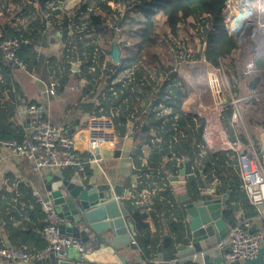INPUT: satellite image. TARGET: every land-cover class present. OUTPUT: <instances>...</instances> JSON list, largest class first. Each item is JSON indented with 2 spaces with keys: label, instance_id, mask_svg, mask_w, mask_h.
I'll use <instances>...</instances> for the list:
<instances>
[{
  "label": "crops",
  "instance_id": "0c3cea01",
  "mask_svg": "<svg viewBox=\"0 0 264 264\" xmlns=\"http://www.w3.org/2000/svg\"><path fill=\"white\" fill-rule=\"evenodd\" d=\"M52 37L54 39V36ZM51 42H53V40ZM49 46L56 51L59 48V45H54L53 43ZM36 48L38 53L44 56V51L48 49V46L39 44ZM234 52L236 51H233L232 57L223 62L224 64L226 63V67L229 66L228 69H225V74L230 76V80L228 78V83L225 81L226 84H221V90L225 98H227L229 95L228 93L231 91L236 95V98H243V100L238 102L237 110L233 103L226 104V106L229 105L231 107L233 114L227 124H225L223 112L226 109L224 107L223 111H217L218 105L214 100L215 95L210 88L211 97L216 107L205 105L204 98H202L201 105L198 109L199 112L197 113L206 119V126L204 129L206 134L205 141L206 147L211 149V151H235L231 149V146L235 142L240 143L243 148H250L252 144L257 147L259 145V130H264V89L259 84L255 90L256 95L252 93V89L249 90L246 81L243 79V70L240 69V65L238 66L239 63L235 64L236 58ZM203 56V53L199 55L200 60L205 61L204 58L206 57ZM240 56L241 59L244 57L243 52L240 53ZM206 61L208 65L216 67L211 64L207 58ZM228 61H230L229 65H227ZM29 69L27 71H20L15 67L12 69L14 80L21 85L24 95L16 96L15 100L11 99L10 104L12 105V112L10 118H12L14 123L27 128L28 133H30L28 128L30 115L24 111L27 105L26 103H28L29 100L32 101L31 104L41 106L43 110L42 118L51 122L62 123L63 120L67 122V128L71 134H76L85 130L92 117L101 115L110 117L116 124V131L117 134H119L116 148L102 149L101 155H99L102 160L99 162L87 163L85 173H79L76 170L68 169L66 174H63L61 177L71 180L75 175L79 174L83 180L87 179L99 183L109 182L112 190L120 191V200L129 212L125 224L132 233L131 244L123 245L118 248L120 254L124 255L128 264H134L145 258L144 254L137 246V240L140 234L136 228L133 211H138L139 214H144L146 216L145 220L153 234V242L156 246L152 258L153 264H159L158 250L161 241L164 240L165 244L168 238H179L184 234L186 227V209L181 202L177 201L176 196L179 192L177 193L171 185L170 177L176 176L184 165H186L187 170V163L184 161V158H180L171 150L168 151L169 153H163V151H161L165 149L163 141L168 140L166 136L169 137V142L171 138L176 139V135L170 133V127L167 129L164 128L165 122L169 121V113L172 107L169 106V103L157 101L159 98L157 95L159 90L158 87L148 91L149 97L143 96L142 94L137 97L135 95V89H132L128 91L129 93L117 104L107 95L106 90L108 89V83L106 84L103 82L99 84L96 83L98 84L96 89L100 85H102L104 89L100 94H94V92H92L94 94L92 99L89 98L92 93L86 94L84 90L79 89L76 85H69L64 88L62 92L57 90L55 94H51L46 90L51 87L53 81L57 83L56 87H58V82L53 79V75L50 76V81L48 82L45 79L38 78L36 74H34V71L32 72ZM19 73H24L26 77L18 79L16 75ZM196 74L200 80L198 69H196ZM202 76L206 77L204 75ZM126 80V74H121L118 77V81L126 82ZM192 81L191 79V87ZM182 82L185 83L183 79ZM186 87L187 89L189 88L187 85ZM245 88L247 90L246 93L243 91ZM124 89L125 88H120L119 91H115L114 97L119 99L121 95L125 94ZM189 95L190 97L192 96L190 92ZM190 97H188L182 105L183 110L187 113H190L188 110V104L191 103L189 100ZM85 102H87V106ZM192 103L190 105H193ZM235 112H237V116H235ZM117 151L119 155L116 153ZM201 151L202 154L206 153L202 146ZM231 159L234 161L232 167L236 169L241 193L244 195L242 201L235 200L233 203L235 206V218H237V222H239L242 218L253 217L256 214L253 216L249 214L248 205L250 206V204L247 205L249 200L242 187L238 152L235 151ZM227 166L231 165L227 164ZM178 167L179 170L176 172L175 170ZM84 174L87 175V178ZM48 175V172L43 175L35 173L32 169V163L29 160L11 157L0 147V204L4 205L9 212L10 219H8V222L11 221L13 223L10 234L4 235L7 240L4 246L11 245L13 247L26 249L28 252L44 250L46 245V238L42 230L44 218L42 220L34 218V216L28 213L29 210L35 208V211L38 209L44 214V211H42L40 205L37 203L34 192L47 194L50 193L48 192V185L55 187L57 182L54 180L48 181ZM190 176L191 174H189L187 170L185 176L186 188L183 191L189 192L187 186ZM206 179L207 175H203L204 184H202V182L199 187H208L214 190L218 189L220 180L215 179L213 182L207 183ZM233 184V181L230 182L229 188L233 186ZM224 207H227L226 204ZM253 209L252 207V210ZM226 223L228 224L227 221ZM230 227L229 225V228ZM10 235L11 239H9ZM85 248L86 255L84 258L100 263H119V259L114 255L111 248L104 246L100 251L95 250L94 248H96V245L94 240L85 243ZM76 251L77 252L70 250L68 255L78 254L79 251ZM36 261L38 260H34L29 264H33ZM50 262L51 261L48 260L47 262H43V264H50ZM0 264L24 263L18 260L7 261L0 259ZM36 264L41 263L36 262Z\"/></svg>",
  "mask_w": 264,
  "mask_h": 264
},
{
  "label": "trees",
  "instance_id": "16d2710c",
  "mask_svg": "<svg viewBox=\"0 0 264 264\" xmlns=\"http://www.w3.org/2000/svg\"><path fill=\"white\" fill-rule=\"evenodd\" d=\"M51 1L53 0H38V18L30 23L27 29L17 30L12 25L7 26L8 35L24 31L30 38L31 44L18 52L21 58L29 63V70L48 82L53 75V79L58 82L56 91L59 92L69 85H76L86 94H100L104 87L100 85L96 89V86L100 82L108 83L107 95L115 104L132 89H135L137 97L141 94L149 97L148 91L158 87L157 101H164L172 107L169 121L165 122L164 128L170 127V133L176 135V139L171 138L170 142L166 136L168 140L163 141L166 150L161 151L167 153L171 150L182 159L189 158L187 170L191 176L187 187L191 194L198 191L202 182L204 184L203 175H207V183L215 179L220 180L217 192L222 194L229 190L230 182H234L224 210V219L230 226H234L238 219L235 218L233 203L235 200L244 199L236 169L232 167L234 161L231 156L235 151H211L206 147V119L183 110L182 105L190 95L177 73L178 62L181 61L178 54L180 47L182 48L181 44H177L178 41L184 35L189 37L191 43L195 41L194 35L180 24L187 22L192 16L195 17V22L189 24V27L201 28L204 33L200 42L201 47L205 45L202 52L207 60L219 67L220 61L232 57L236 41L226 24L225 9L229 0H114L124 4L127 9L133 7V10H130L132 14L138 12L142 15V18L130 24L126 31L124 22L110 19V14L114 12L109 3L111 0H80L72 15L62 8L53 9L54 7L49 5ZM45 13L49 14V17H46ZM60 15L61 21L57 19ZM48 19L50 24L46 25L44 22ZM69 22L74 25L72 35L68 29ZM119 26L121 27L118 28ZM121 34H125L123 40ZM51 43L59 45V56L46 57L38 53L36 46H49ZM115 43L120 47V62L117 65L110 60ZM200 54L201 52L197 54L198 58ZM71 59L75 64L71 63ZM76 64L80 66L75 68ZM13 67L14 65L4 60L0 54V140L22 141L28 134L27 128L14 123L10 118L11 99L15 100L16 96L24 95L21 85L14 80ZM121 74H126V82L118 81ZM120 88H125V94L117 99L114 93ZM94 94H90L89 98L92 99ZM31 103L29 100L26 104ZM85 103L87 106V102ZM225 109L223 119L227 124L233 113L229 105L225 106ZM62 123L67 126L64 120ZM201 146L206 151L204 155ZM178 170L179 167L175 171ZM66 171L68 170H65L64 174ZM248 208L251 216L257 213L251 206L248 205ZM8 213L6 207L0 204V247L6 245L4 235H9L13 227V223L8 222ZM28 214L41 220L45 218V214L38 209L35 211V208L29 210ZM133 214L140 234L137 240L138 249L145 258L152 260L156 246L145 220L146 216L138 211H133ZM172 239L168 238L165 246L168 247Z\"/></svg>",
  "mask_w": 264,
  "mask_h": 264
},
{
  "label": "built area",
  "instance_id": "2783aa9c",
  "mask_svg": "<svg viewBox=\"0 0 264 264\" xmlns=\"http://www.w3.org/2000/svg\"><path fill=\"white\" fill-rule=\"evenodd\" d=\"M37 3L38 0H25L27 5ZM247 0V4L239 23L233 29L236 38L243 39L245 36L246 43H243L248 51L244 53L241 59L243 64L244 74L250 79L256 77L260 78L259 84L264 89V65L257 68L253 61V55L263 57L264 60V25L258 27L259 21L264 20V8L262 9L260 3L256 0ZM7 4V5H6ZM232 4V6H231ZM264 4V3H263ZM8 12L11 8L18 9L15 16H11L4 20V24L0 22V54L4 60L11 62L15 68L20 71H27L29 63L26 62L19 55V51L26 45L31 44L30 38L25 32H20L14 35H8V25L12 27L27 29L28 26L24 24L14 23L13 20H18L20 9L17 6H11L10 1L7 3L0 0V18H5V6ZM37 7V6H35ZM230 9L228 10V8ZM256 7V8H254ZM264 7V6H263ZM263 10L260 15H254L252 18L245 19L249 11ZM232 12H236L235 4L230 0L225 13L228 15L227 19H231ZM253 13V11H252ZM14 19H10V18ZM8 19V20H7ZM13 21V22H12ZM253 22L255 30L250 33L248 29L243 32L242 26L244 22ZM237 32V33H236ZM250 36L252 38H250ZM240 37V38H239ZM204 57V56H203ZM206 61V58H204ZM221 62V61H220ZM221 62L219 67L206 65L203 66V71L198 69L200 78L206 76L208 78L213 94L215 95L216 103L223 111L226 106L225 95L221 90V75L219 70H222L223 75L226 76L225 68ZM37 78V77H35ZM38 79V78H37ZM199 80V79H198ZM228 77L226 82L228 83ZM225 82V84H226ZM57 83L53 81L51 87L47 92L51 94L56 93ZM255 89L252 93L256 95ZM230 96V103L234 104L236 110L238 102L243 98H236L235 94L228 93ZM24 111L30 115L28 128L30 133L26 134V138L22 141L17 140H0V147L11 157H17L23 160H29L32 163V169L37 174H45L46 172H53L62 176L65 170L73 169L79 173H85L87 163L99 162L102 160L101 151L104 148L115 149L119 140L114 121L107 116H96L90 119L88 127L82 132L76 134H69L68 128L64 123L51 122L42 118V108L39 105H26ZM237 116V112H235ZM258 141L259 145L254 144L250 148H243L238 142H235L231 149L239 154V166L241 169L242 187L248 197L249 204L256 210V215L253 217L242 218L234 226L229 228L225 239L218 244L224 250L231 248L230 252L223 254L228 261H244L246 259H255L260 249L264 246V130H259ZM206 140V134L204 133ZM87 178V175L84 174ZM37 203L44 211L45 218L43 223V234L46 238V245L44 250L38 252L27 251L26 249L17 248L13 246L0 247V259L7 261L18 260L24 264H29L34 260H42L50 253H55L57 259L63 260L68 256V252L72 249L78 250L84 257L86 255V248L83 241L74 236L64 234L60 230V218L56 211L53 200L50 198V193L43 194L34 192ZM134 264H153V260L143 258Z\"/></svg>",
  "mask_w": 264,
  "mask_h": 264
},
{
  "label": "water",
  "instance_id": "95a60500",
  "mask_svg": "<svg viewBox=\"0 0 264 264\" xmlns=\"http://www.w3.org/2000/svg\"><path fill=\"white\" fill-rule=\"evenodd\" d=\"M253 56L255 66L262 67L263 57ZM119 58L120 49L115 43L112 59L120 62ZM79 66L77 64L74 67ZM244 71L245 69L242 72L243 79L249 90L257 88L260 78L249 80ZM226 101V104L230 103V96H227ZM68 133L71 134L69 130ZM116 153L119 155L118 151ZM184 161L188 163L189 158H184ZM186 173L184 165L176 176L170 177L171 185L179 192L176 199L186 209L185 232L179 238H173L168 247L164 240L161 241L158 250L159 264H264V246L255 259L242 262L228 261L223 254L230 252L231 248L222 250L219 247L218 243L226 238L229 231V225L224 219V206L233 186L223 194L208 187H199L196 193L191 194L183 191L186 188ZM48 174V181L57 182L55 187L48 185L47 188L60 218V230L81 239L84 244L94 240L95 250L100 251L104 246L111 248L119 263L91 261L80 253L68 255L63 260L57 259L55 253H50L48 257L36 262L43 264L49 260L50 264H128L118 250L132 242V233L125 224L129 212L120 200L121 192L112 190L109 182L83 180L79 174L71 180L63 179L53 172Z\"/></svg>",
  "mask_w": 264,
  "mask_h": 264
},
{
  "label": "rangeland",
  "instance_id": "374dc122",
  "mask_svg": "<svg viewBox=\"0 0 264 264\" xmlns=\"http://www.w3.org/2000/svg\"><path fill=\"white\" fill-rule=\"evenodd\" d=\"M3 1H4V3L5 2L8 3L10 1L11 6H17L18 5L20 12H19V16L17 17L18 20H16V19L13 20L14 23L18 22L19 24H22V25L24 24L25 26H28V25H30V23L36 21V19L38 18V12L37 11L40 9V5H38V2L37 3L35 2L34 5L33 4L27 5L25 3V0H2V2ZM79 1L80 0H53V1H51V3H49V5L51 7H54L53 9H60V8L65 9L67 12H69L70 15H72L73 14L72 12L75 10V8H78ZM245 1H247V0H232V2L235 4L236 12L235 13L232 12V17L230 20L227 19L228 15H226L227 27L230 31V34H232L234 38H235V36L233 33L235 30L233 31V29L237 27V25L240 21L239 18H241L242 13L243 12L247 13V11H241L242 9L243 10L245 9L244 8L245 7ZM109 3L111 4L112 9L114 11L113 13L110 14V19L111 18L113 20L119 19L120 21L124 22V30L125 31L130 27V24L136 23V20L138 18H140V17L142 18L141 13L137 12L135 14H132L130 12V10L131 11L133 10V7H131L130 9H127V7H125L124 4L119 3L118 1H114V0H111ZM6 5H4L5 6V18L4 19L2 17L0 18V22H2V24H4V20H6V18H9L11 16H15L18 13V9H14V8H11L10 11L8 12ZM35 6H37V7H35ZM231 6H232V4H231ZM229 9H230V7L228 8V10ZM48 15L49 14L45 13L46 17H49ZM61 17H62V15L58 16L57 19L59 21H61ZM203 17L205 18L206 15H203ZM10 19H14V18L12 17ZM194 19H195V17H193V16L189 17L187 19L188 20L187 22H183L180 24V26L187 28L189 30V32H191L194 35L195 41L191 43V41L187 35L182 36L180 38V40L178 41V43L176 41L177 44H181V46H182V48L180 47V53L178 54V56L180 57L179 60H181V61L178 62L177 73H178V77L183 79L185 81L186 85L190 88V89L189 88L188 89H189V92L192 96L190 97L189 100L191 101V103L193 102L192 103L193 105H190L191 103L188 104V110L190 112L189 114L200 115L197 113L199 112L198 109H199V106L201 105L202 98H204L205 105H210L211 107H214V108L216 107V105H214V103H213V99L211 97L212 94L210 93V87H209L210 85L212 86L213 84L209 83V80L206 77H203L200 80H198V76L196 74V69L200 68L203 71L204 65H206L207 67H209V66L207 64L208 63L207 61L200 60V57L199 58L197 57V54L199 52H201V53L204 52V46L205 45H203L201 47L202 43L200 41L203 38L202 36H204V33H202L201 28L194 29L193 27L192 28L189 27L190 26L189 24H192V22H195ZM48 20H45V22H44L46 25L50 24V22ZM185 23L187 24V26H185ZM73 27H74L73 23H70V26L68 29H69V33L71 35L73 34ZM120 27L121 26H119L118 28H120ZM242 27H243L242 28L243 32H245L248 29V31L250 33H252L256 29L253 22H250V21H248V22L245 21ZM15 28H17V27H15ZM118 30H120V29H118ZM124 38H125V34H121V39L123 40ZM250 38H252V37L250 36ZM237 39L235 38V41H236V48H235L236 52H234L235 58H236L235 64L239 63L238 66L240 65L239 66L240 69L243 70L244 67H243V64L241 61L240 53H242V52H243V54L246 53L248 51V48L245 47V45H243V43H246L245 36L242 40L241 39L237 40ZM122 43H123V41H122ZM119 49H120V47H119ZM44 53L46 56H59L61 54V51H56L51 46H48V49L45 50ZM238 57H239V59H238ZM110 60L115 65L118 64V62H116L114 59H112V56H111ZM70 61L72 64L73 63L75 64V62L72 61V59ZM229 64H230V61L227 62V65H229ZM223 67L225 69H228L229 66L226 67V63L225 64L223 63ZM219 72L221 75V83L223 85V84H225L224 82L226 81L227 77L230 80V76H228L227 74H226V76L223 75L222 70H219ZM20 74H23L24 76L20 75ZM16 77L18 79L22 77V79H23V77H26V76L24 73H19L16 75ZM191 79L193 80L192 81V87L190 85ZM228 90H227V92H228ZM243 91L246 93L247 92L246 88L243 89ZM214 100L216 102V99H214ZM194 103H196V104H194ZM217 111L218 112L220 111V106L217 107ZM263 111H264V106H263ZM71 251L77 252L76 250H73V249Z\"/></svg>",
  "mask_w": 264,
  "mask_h": 264
},
{
  "label": "bare ground",
  "instance_id": "6f19581e",
  "mask_svg": "<svg viewBox=\"0 0 264 264\" xmlns=\"http://www.w3.org/2000/svg\"><path fill=\"white\" fill-rule=\"evenodd\" d=\"M255 1V3H256V0H252V2H251V7H253V2ZM259 3H260V6H261V8L263 9L264 7V0H257ZM246 2V4H247V1H245ZM246 4H245V6H246ZM254 8H256V7H254ZM251 10L253 11V13H252V11H249L248 12V14L246 15V17H245V19H248V18H252L255 14L257 15H260V13H262L263 12V10H258V8H257V10H254L253 8H251ZM264 25V20H261V21H259L258 22V24H257V26L258 27H261V26H263Z\"/></svg>",
  "mask_w": 264,
  "mask_h": 264
}]
</instances>
